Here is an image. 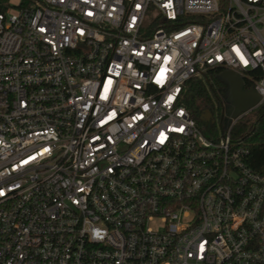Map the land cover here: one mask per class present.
Returning <instances> with one entry per match:
<instances>
[{"label":"built area","instance_id":"obj_1","mask_svg":"<svg viewBox=\"0 0 264 264\" xmlns=\"http://www.w3.org/2000/svg\"><path fill=\"white\" fill-rule=\"evenodd\" d=\"M6 1L0 264H264V174L232 137L264 109V0ZM213 68L260 100L207 135L182 91Z\"/></svg>","mask_w":264,"mask_h":264},{"label":"trees","instance_id":"obj_2","mask_svg":"<svg viewBox=\"0 0 264 264\" xmlns=\"http://www.w3.org/2000/svg\"><path fill=\"white\" fill-rule=\"evenodd\" d=\"M252 84L246 83L245 89ZM228 93V85L222 78V70L213 68L203 78H191L182 91V102L190 110L192 116L200 125L201 115L209 110L213 115L215 104H222ZM215 123H212L214 125ZM201 126V125H200ZM209 127V126H208ZM207 127V128H208ZM232 137L242 140L249 148V165L257 172L264 174V109L254 122H238L232 128Z\"/></svg>","mask_w":264,"mask_h":264},{"label":"water","instance_id":"obj_3","mask_svg":"<svg viewBox=\"0 0 264 264\" xmlns=\"http://www.w3.org/2000/svg\"><path fill=\"white\" fill-rule=\"evenodd\" d=\"M222 78L230 87L231 101L233 103L230 112L233 118L259 102L260 95L254 89L246 90L245 80L238 73L232 70H225L222 72ZM201 120L214 122L212 113L209 110L204 111L201 115Z\"/></svg>","mask_w":264,"mask_h":264},{"label":"rangeland","instance_id":"obj_4","mask_svg":"<svg viewBox=\"0 0 264 264\" xmlns=\"http://www.w3.org/2000/svg\"><path fill=\"white\" fill-rule=\"evenodd\" d=\"M6 2L9 4V7H11L12 9H15L19 3V0H7ZM259 114H260V111L256 110L252 115L243 118L239 122H246L248 124H251L252 122H254L256 120V118L259 116ZM224 116L225 117L229 116V112H228L227 108L225 109ZM221 117H222V105L220 104L218 106V103H217V104H215V107L213 109V115H212V119H214V122H211V121L206 122V121L201 120L202 123L200 124L201 125L200 127L202 128V130L207 135L221 134V125H220L221 124ZM223 122L225 124V120ZM212 123H215V124L212 125Z\"/></svg>","mask_w":264,"mask_h":264},{"label":"flooded vegetation","instance_id":"obj_5","mask_svg":"<svg viewBox=\"0 0 264 264\" xmlns=\"http://www.w3.org/2000/svg\"><path fill=\"white\" fill-rule=\"evenodd\" d=\"M226 83H227V82H226ZM227 85H228V83H227ZM222 103L225 105V107H226L228 110H230L231 107H232V105H233V103H232V101H231V95H230V87H229V85H228V93H227V95L224 97Z\"/></svg>","mask_w":264,"mask_h":264}]
</instances>
